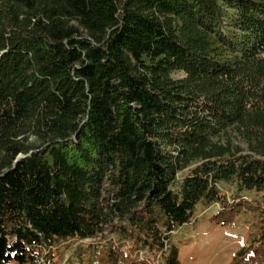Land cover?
I'll return each mask as SVG.
<instances>
[{"label": "trees", "instance_id": "obj_1", "mask_svg": "<svg viewBox=\"0 0 264 264\" xmlns=\"http://www.w3.org/2000/svg\"><path fill=\"white\" fill-rule=\"evenodd\" d=\"M213 205L264 264V0H0V264H180Z\"/></svg>", "mask_w": 264, "mask_h": 264}, {"label": "rangeland", "instance_id": "obj_2", "mask_svg": "<svg viewBox=\"0 0 264 264\" xmlns=\"http://www.w3.org/2000/svg\"><path fill=\"white\" fill-rule=\"evenodd\" d=\"M183 72L173 74L176 79L183 78ZM218 142L228 144L231 142L233 148L239 147L241 153H251L246 142L241 139L235 128H230L216 139ZM219 210L218 205L200 211L194 221L184 225L176 234H172V240L175 242L179 251L180 264H229L237 252L249 244L250 224L247 221L251 217L244 216L238 219L231 226H221L215 224L211 217ZM110 238L106 243L115 240L117 234L108 232ZM95 243L90 239L83 241H69L60 244L54 248L51 260L53 262H43L42 264H80L79 253H86L89 244ZM82 247V248H81ZM88 253H86L87 255ZM136 256L149 254V259L153 264H163L162 255L154 252L149 253L140 251Z\"/></svg>", "mask_w": 264, "mask_h": 264}]
</instances>
